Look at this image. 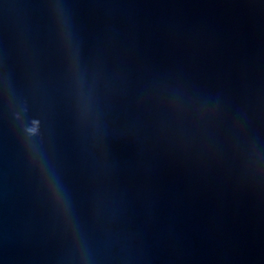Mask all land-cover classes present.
<instances>
[{
    "label": "water",
    "instance_id": "obj_1",
    "mask_svg": "<svg viewBox=\"0 0 264 264\" xmlns=\"http://www.w3.org/2000/svg\"><path fill=\"white\" fill-rule=\"evenodd\" d=\"M0 264H264V0H0Z\"/></svg>",
    "mask_w": 264,
    "mask_h": 264
}]
</instances>
